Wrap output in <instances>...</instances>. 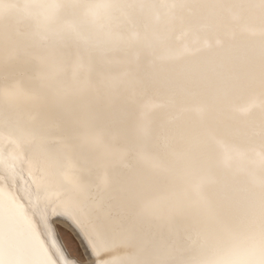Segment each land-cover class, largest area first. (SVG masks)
Here are the masks:
<instances>
[{
  "label": "water",
  "instance_id": "1",
  "mask_svg": "<svg viewBox=\"0 0 264 264\" xmlns=\"http://www.w3.org/2000/svg\"><path fill=\"white\" fill-rule=\"evenodd\" d=\"M262 195L264 0H0V264H264Z\"/></svg>",
  "mask_w": 264,
  "mask_h": 264
},
{
  "label": "snow or ice",
  "instance_id": "2",
  "mask_svg": "<svg viewBox=\"0 0 264 264\" xmlns=\"http://www.w3.org/2000/svg\"><path fill=\"white\" fill-rule=\"evenodd\" d=\"M2 209H3V206L0 205V233H2L4 230ZM10 214L14 215V213H12L11 210H10ZM217 215L222 219L231 218L234 215V209L232 206L231 199L226 193L222 194L221 196ZM246 222L252 224L253 226L258 225L262 250H264V195L260 197V200L258 202V205L256 206V210L254 214L252 215L250 220Z\"/></svg>",
  "mask_w": 264,
  "mask_h": 264
},
{
  "label": "bare ground",
  "instance_id": "3",
  "mask_svg": "<svg viewBox=\"0 0 264 264\" xmlns=\"http://www.w3.org/2000/svg\"><path fill=\"white\" fill-rule=\"evenodd\" d=\"M61 214V213H60ZM55 215V213H52V216ZM52 223L55 227V230L59 236V239L61 240L64 248L67 250L68 254L71 257L76 258L78 261L81 262H85L88 263L91 261L90 259V254L91 252L93 253V249L90 245V243L88 242L87 238L84 236L81 228H79V226L77 225L76 221L69 215L63 214L59 215L57 218L52 219ZM59 226H63L65 228H67L68 230H70L77 238L78 240V244L80 245V248L82 250V254H83V259H79L78 257L72 255L67 247V245L65 244V241L60 233L59 230Z\"/></svg>",
  "mask_w": 264,
  "mask_h": 264
},
{
  "label": "rangeland",
  "instance_id": "4",
  "mask_svg": "<svg viewBox=\"0 0 264 264\" xmlns=\"http://www.w3.org/2000/svg\"><path fill=\"white\" fill-rule=\"evenodd\" d=\"M59 230L70 253L78 257L79 259H83L84 257L82 254V250L80 248V245L78 244L76 236L70 230L63 226H59Z\"/></svg>",
  "mask_w": 264,
  "mask_h": 264
}]
</instances>
